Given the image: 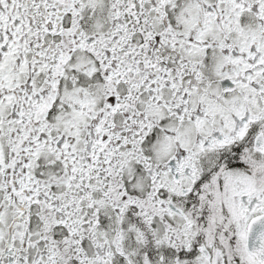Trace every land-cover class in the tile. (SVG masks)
I'll use <instances>...</instances> for the list:
<instances>
[{
	"label": "snow or ice",
	"instance_id": "snow-or-ice-1",
	"mask_svg": "<svg viewBox=\"0 0 264 264\" xmlns=\"http://www.w3.org/2000/svg\"><path fill=\"white\" fill-rule=\"evenodd\" d=\"M0 264H264V0H0Z\"/></svg>",
	"mask_w": 264,
	"mask_h": 264
}]
</instances>
